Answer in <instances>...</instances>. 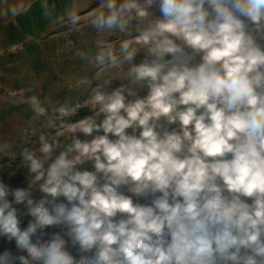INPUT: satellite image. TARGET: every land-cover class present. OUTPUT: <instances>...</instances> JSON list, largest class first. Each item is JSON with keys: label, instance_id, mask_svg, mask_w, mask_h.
Returning a JSON list of instances; mask_svg holds the SVG:
<instances>
[{"label": "clouds", "instance_id": "9594fccd", "mask_svg": "<svg viewBox=\"0 0 264 264\" xmlns=\"http://www.w3.org/2000/svg\"><path fill=\"white\" fill-rule=\"evenodd\" d=\"M39 7L85 75L0 85V264H264V0Z\"/></svg>", "mask_w": 264, "mask_h": 264}, {"label": "crops", "instance_id": "0c3cea01", "mask_svg": "<svg viewBox=\"0 0 264 264\" xmlns=\"http://www.w3.org/2000/svg\"><path fill=\"white\" fill-rule=\"evenodd\" d=\"M71 3L73 0H57V10L62 11L65 4ZM75 3L88 11L95 6L96 0H75ZM97 39L100 37L91 32L83 37L93 48ZM72 41L81 42L43 19L39 0H0V51L5 53L0 57V85L18 89L35 79L45 93L63 90L73 98L80 95L82 89L67 92L70 83L85 75L81 65L65 50L66 46L70 48ZM29 118L30 113L22 104L0 107V122L5 126L0 128V135L24 126ZM4 178L13 185L23 182L20 174Z\"/></svg>", "mask_w": 264, "mask_h": 264}, {"label": "rangeland", "instance_id": "374dc122", "mask_svg": "<svg viewBox=\"0 0 264 264\" xmlns=\"http://www.w3.org/2000/svg\"><path fill=\"white\" fill-rule=\"evenodd\" d=\"M84 114H86V113L85 112L81 113V115H84ZM0 175H2V174H0ZM5 177H6V175H5ZM7 247H12V245L8 244L7 241H5L4 239L0 238V251H3Z\"/></svg>", "mask_w": 264, "mask_h": 264}]
</instances>
